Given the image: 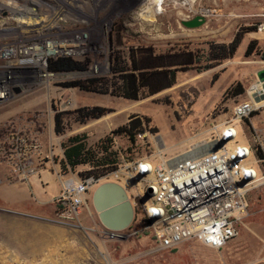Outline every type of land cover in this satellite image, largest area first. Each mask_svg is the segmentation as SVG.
Returning a JSON list of instances; mask_svg holds the SVG:
<instances>
[{
  "label": "rangeland",
  "instance_id": "1",
  "mask_svg": "<svg viewBox=\"0 0 264 264\" xmlns=\"http://www.w3.org/2000/svg\"><path fill=\"white\" fill-rule=\"evenodd\" d=\"M26 2L21 4L27 11L25 17L0 25V90L5 93L0 97V264H264V251L259 249L264 224L257 226V235L246 229L255 221L264 223V184L250 191V215L239 236L221 250L185 241L173 250L147 254L152 246L148 234L135 233L139 215L123 230L122 239H114L101 225L91 198L82 208L78 227L57 221L58 205L42 209L37 205L59 194L61 143L71 136L86 134L88 144L93 145L130 119L140 120L143 133L134 145L124 138L115 141L114 150L121 156L118 166L144 160L155 166L205 148L201 145L214 139L216 131L232 118L233 108L246 100V90L257 82L260 59L247 58L244 51L254 33H264L257 31L264 22V0H162L159 12L153 0ZM204 10L211 14L203 16V25H183V21L202 16ZM241 27L256 31L244 36L232 59L201 73L180 72L175 86L149 98L130 101L63 87L64 83L109 77L111 49L123 57L132 47H152L157 53L180 46L201 51L209 42H229ZM47 43L64 46L70 53L44 56L39 63L22 54L33 47L43 51ZM59 57L80 62L84 69L50 72L49 60ZM240 88L245 93L235 95ZM91 106L111 113L85 124L70 115ZM56 114H65V131L60 136L54 133ZM254 116L240 122L244 133L238 126V144L252 141L255 133L264 137L263 130L250 124ZM20 136L26 143L36 141L38 151L26 155L16 140ZM22 160L26 167L15 170ZM86 169L80 167L73 175ZM39 175L41 181L50 176L47 188L39 181L29 183ZM104 182L110 181L100 184ZM120 182L125 183L138 212L141 204L134 199L135 190L130 192L133 183L125 178Z\"/></svg>",
  "mask_w": 264,
  "mask_h": 264
},
{
  "label": "built area",
  "instance_id": "2",
  "mask_svg": "<svg viewBox=\"0 0 264 264\" xmlns=\"http://www.w3.org/2000/svg\"><path fill=\"white\" fill-rule=\"evenodd\" d=\"M200 14L205 16L211 12L204 10ZM257 31L264 32V22L258 24ZM259 90L258 82L246 90V100L233 108L232 118L216 131L213 140L201 145H212L208 152L198 155L189 152L162 160L155 166L151 160L122 163L117 170L97 180L58 172L61 190L55 200L60 208L57 221L66 226H80L87 195L102 181L120 183L125 178L137 183L134 199L141 204V211L140 227L135 233L148 234L152 246L147 254L173 250L185 241L223 249L239 236L241 226L250 215L249 192L264 184V137L255 133L252 147L236 142L237 125L264 110V102H254ZM16 140L26 155L39 149L34 140L26 143L21 136ZM231 143L235 146L231 147ZM255 147L262 153V159L256 157ZM250 158L253 161L247 164ZM22 167H26L25 160L19 161L15 170ZM24 174L25 171L20 173ZM122 232L106 229L107 235L114 239H122Z\"/></svg>",
  "mask_w": 264,
  "mask_h": 264
},
{
  "label": "trees",
  "instance_id": "3",
  "mask_svg": "<svg viewBox=\"0 0 264 264\" xmlns=\"http://www.w3.org/2000/svg\"><path fill=\"white\" fill-rule=\"evenodd\" d=\"M255 27H241L229 42H209L205 50L194 51L188 46L171 48L165 52L157 53L152 47H132L127 56L123 57L118 51L111 49L110 76L87 78L82 81L64 83L65 88H77L87 93L119 97L130 101L149 98L175 86L177 74L186 71L201 73L214 69L226 60L232 59L247 33L255 32ZM245 57H257L264 61V48L257 40L248 42ZM84 69L80 62L71 58L59 57L49 60L48 70L53 73L71 72ZM239 89L235 95L244 94ZM111 113L110 109L91 106L82 107L70 115L82 124L99 120ZM253 113L251 116H253ZM65 114H56L54 117V133L63 135L65 128L62 121ZM143 133L142 122L130 119L112 129L107 135L95 144L89 145L86 134L69 137L61 143L62 160L61 174L75 173L80 167H87L79 172L80 178L92 177L95 180L109 175L118 168L120 153L114 150L117 138H124L130 144L136 143L137 137ZM255 154L258 159L263 155L257 147Z\"/></svg>",
  "mask_w": 264,
  "mask_h": 264
},
{
  "label": "water",
  "instance_id": "4",
  "mask_svg": "<svg viewBox=\"0 0 264 264\" xmlns=\"http://www.w3.org/2000/svg\"><path fill=\"white\" fill-rule=\"evenodd\" d=\"M205 23L203 16H195L193 19L183 21V25L188 28H197ZM257 82L260 90L254 96L255 103L264 102V69L257 73ZM132 192L137 183L134 182ZM131 194L117 182H104L99 184L92 192V205L98 214L101 225L111 231H123L134 221L138 212L135 211ZM141 208V207H140Z\"/></svg>",
  "mask_w": 264,
  "mask_h": 264
},
{
  "label": "crops",
  "instance_id": "5",
  "mask_svg": "<svg viewBox=\"0 0 264 264\" xmlns=\"http://www.w3.org/2000/svg\"><path fill=\"white\" fill-rule=\"evenodd\" d=\"M254 33V32H253ZM250 40H257L258 42H259V44H260V47L261 48H264V33H261V34H258V33H254V37H252V38H249V41ZM248 41V42H249ZM248 42H247V44H248ZM264 69V61H261L260 60V66L258 67V69H257V73L259 72V71H261V70H263ZM255 116L253 117V119L251 120V122H250V124H251V126L253 127V128H255V129H260V130H263L264 131V110H262V111H260V112H256L255 114H254ZM238 126H241V128H242V131H243V133H244V128L242 127V125L239 123L238 125H237V128H239ZM238 130V129H237ZM246 138V137H245ZM254 144V137L252 138V141L250 140V139H246V142L245 143H243V144H246V145H249V146H254L253 144ZM43 173V172H42ZM41 174V173H40ZM39 178L38 179H35L34 177H32V178H30L29 179V183H31V184H33V185H37V182L39 181L40 182V184L42 185V186H44V188H47L48 186H49V180H50V176H46L45 177V181H41V177H40V175L38 176ZM125 190H126V186H125V183H123V182H120L119 183ZM59 185H60V188L58 189V193L60 192V190H61V182H60V180H59ZM260 185H262V184H260ZM260 185H257V186H255L254 188H256V187H258V186H260ZM21 190H23V191H25V189H24V187H21L20 188ZM127 191V190H126ZM92 192L93 191H91L88 195H87V197H86V199H87V201H88V198L90 199L91 197H92ZM57 193V194H58ZM128 193V192H127ZM250 193V192H249ZM59 195V194H58ZM58 195H56L57 197H58ZM54 197V198H52L51 200H47V201H42L41 203H39V204H37L38 205V207H40L41 209L42 208H44L45 206L46 207H50L52 204H54L55 206H57V204H56V202H55V200H56V198L57 197ZM249 194H248V202H249V205H250V200H249ZM263 198H262V202H263ZM87 201H86V203H87ZM49 209V208H48ZM258 223H259V225H258ZM263 224L264 223H262V222H257V221H255L254 223H250L247 227H246V229H248L249 230V233H251V234H253V233H255L254 235H257L258 234V227L257 226H263ZM257 230V231H256ZM253 231V232H252ZM259 249H260V251H264V237L263 238H261V241H260V247H259Z\"/></svg>",
  "mask_w": 264,
  "mask_h": 264
},
{
  "label": "bare ground",
  "instance_id": "6",
  "mask_svg": "<svg viewBox=\"0 0 264 264\" xmlns=\"http://www.w3.org/2000/svg\"><path fill=\"white\" fill-rule=\"evenodd\" d=\"M11 2V1H10ZM10 4V3H8ZM16 4V3H15ZM14 4V5H15ZM12 3L10 5H7V7H9V9H11L13 11V14L16 15V19H20L22 17H25L27 14V11L25 9H23V7H19V6H14ZM153 5H154V9L156 10V12H159L160 8L162 7V0H153ZM181 6V5H180ZM152 8V7H151ZM11 11V12H12ZM23 24V23H22ZM42 27V26H41ZM57 49H60V51H57ZM77 49H74V54H77L78 51H76ZM62 52H66L64 46H56L54 43L51 44H46V49L45 50H41V47H33L31 50L29 51H24L22 54L25 57H33L35 58V61L37 63H39L40 58L44 57V56H49V55H56L58 53H62ZM72 52V53H73ZM66 53H70V52H66ZM3 55V54H2ZM4 56V55H3ZM41 64V63H40ZM43 66V64H41ZM4 92H2L0 90V96H3ZM213 148L212 145H207L205 146V148L200 149L199 152L197 151V153H195L194 155H198V154H202L205 152H208L209 150H211ZM191 156V155H189ZM188 156V157H189Z\"/></svg>",
  "mask_w": 264,
  "mask_h": 264
},
{
  "label": "flooded vegetation",
  "instance_id": "7",
  "mask_svg": "<svg viewBox=\"0 0 264 264\" xmlns=\"http://www.w3.org/2000/svg\"><path fill=\"white\" fill-rule=\"evenodd\" d=\"M14 1H16L17 3ZM26 1H31V3L33 2V4H35L34 1H37V0H0V25L3 26L4 24H8V23H16V20H15L16 18L13 16V11L9 9L7 5H10L11 3L14 5L16 3L14 6L23 7L21 4L28 5ZM23 9L25 8L23 7Z\"/></svg>",
  "mask_w": 264,
  "mask_h": 264
}]
</instances>
